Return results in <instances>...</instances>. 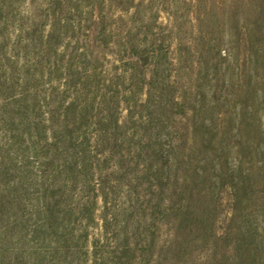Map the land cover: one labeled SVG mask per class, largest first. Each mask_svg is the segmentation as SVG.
<instances>
[{
    "label": "rangeland",
    "instance_id": "obj_1",
    "mask_svg": "<svg viewBox=\"0 0 264 264\" xmlns=\"http://www.w3.org/2000/svg\"><path fill=\"white\" fill-rule=\"evenodd\" d=\"M3 1L0 7L7 19L3 41L8 46L14 94L54 92L66 104L76 89H84L67 83L71 66L81 82L96 76L98 83L85 89L106 96L113 117L123 125L120 134L130 137L133 122L139 130L146 122L144 111L142 118L138 113L130 118L132 98L137 104L149 101L154 110L161 106L165 116L158 117L165 124L183 126L192 163L188 174L194 181L175 200L176 215L170 222H153L150 218L159 215L152 208L143 219L130 211L126 196L135 175L119 184L111 163L117 195L109 208L116 218L107 219L115 232L124 230L132 237L134 264L140 260L146 264H264V0ZM32 28L43 45L27 49ZM154 39L168 57L163 60L167 71L161 73L160 88L150 87L153 71L148 66L130 79L138 60L132 49L124 48V44ZM41 68L43 79L37 76ZM48 71L57 76L55 80L47 78ZM26 76L30 85L24 84ZM185 98L184 112L179 106ZM94 129L91 126L89 133ZM138 172H143L141 165ZM171 195L165 190L166 200ZM28 202L25 205L30 208ZM94 209L96 224L80 244L78 255L59 262L49 259L51 264H93L95 240L102 238L100 243L107 248L115 245L110 239L112 229L108 230L110 241L102 237L100 200ZM25 212V224L9 220L17 228L8 234L7 247L0 248V264H36L35 256L40 259L46 253L32 237L33 220L29 210ZM181 212L188 215L183 223ZM138 225L141 229L135 232ZM140 231L155 236L150 249L134 244V232Z\"/></svg>",
    "mask_w": 264,
    "mask_h": 264
},
{
    "label": "trees",
    "instance_id": "obj_2",
    "mask_svg": "<svg viewBox=\"0 0 264 264\" xmlns=\"http://www.w3.org/2000/svg\"><path fill=\"white\" fill-rule=\"evenodd\" d=\"M3 14L4 7H0V248L2 245L7 247L8 234L17 228L9 220L25 224V211L28 209L29 219L33 220L32 237L46 249L44 257L39 259L35 256L36 264H51L49 259L59 262L78 255L80 244L86 242L89 229L96 224L94 206L100 200L104 208L100 216L104 221L102 237L106 242L110 241L107 236L108 230L112 229L110 239L115 245L107 248L101 245L102 238L95 240L93 264H134L132 237L124 230L115 232L113 223L107 219L116 218L109 208L117 195L116 185H112L114 173L118 175L115 182L119 184L123 178L135 175L132 190L126 196L131 204L130 211L143 219L150 208V211L157 210L159 216L150 218L153 222L175 219V200L184 195L194 181L188 174L192 163L186 152L183 126L165 124L158 117L159 114L165 116L161 106L154 110L149 101L137 104L132 98L130 118L133 119L135 113L142 118L144 111L146 122L140 124L141 130L133 122L134 133L130 137L124 136V132L120 134L123 125L113 117L114 109L106 96H100L98 90L85 89L98 83L96 76L81 82L71 66L67 68L70 73L67 83L71 88L84 89H76L66 104L54 92L42 96L37 90H24L14 94L12 66L6 58L8 46L3 41V29L7 24ZM103 26L101 34L105 32ZM33 28L29 29L31 35L27 40L31 43L25 46L27 49L43 45L35 39ZM159 46L156 39L130 46L124 44L127 51L132 49L138 60V66L131 67V80L136 78L138 69L148 66L153 71L150 87L162 86L159 78L163 71H167L163 68V60H168V57ZM48 48H51V43H48ZM175 72L179 71L175 69ZM37 76L45 78L43 68ZM56 77L48 71L49 80ZM30 83L31 79L26 76L24 84ZM185 103L186 98L179 106L183 110ZM176 104L180 105L178 101ZM139 107L141 110L137 112ZM91 126L95 129L90 134ZM112 162L117 169L115 172L110 170ZM140 165L142 173L138 172ZM181 171L182 177L179 176ZM165 190L171 191L170 200L164 197ZM26 200L30 208L25 205ZM179 214L180 223L186 221L188 215L184 212ZM131 215L130 212L127 221ZM139 229V225L134 228L135 232ZM21 230L20 227L17 231ZM135 232L134 244L139 242L149 249L154 245V235ZM143 254L146 256L147 250ZM135 264L146 262L140 260Z\"/></svg>",
    "mask_w": 264,
    "mask_h": 264
}]
</instances>
